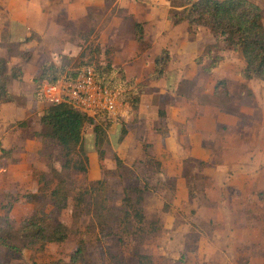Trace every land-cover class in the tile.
<instances>
[{"label": "rangeland", "instance_id": "374dc122", "mask_svg": "<svg viewBox=\"0 0 264 264\" xmlns=\"http://www.w3.org/2000/svg\"><path fill=\"white\" fill-rule=\"evenodd\" d=\"M115 1L90 0L83 5V0H43L41 13L38 5L29 6L27 45L32 56L25 68L26 78L19 85L12 82L8 86L13 100L0 107L1 235L18 247L12 251L0 244V264H71L70 255L79 245L84 248L85 264H264V81L253 78L227 84L223 79L225 84L210 96L211 81L183 79L177 86L175 71L169 73L167 67L162 76L153 79L151 72L145 73L139 66L166 49L163 41L155 37L154 24L153 36L146 25L145 41H133V15ZM167 5L171 9V0ZM12 7L18 11L20 4ZM43 13L46 21L41 20ZM0 27L1 44L15 53L22 29L15 22L5 26L3 20ZM211 44L196 55V64L208 66L214 56L224 55L223 59L231 57L230 63L239 67L240 55L221 42ZM207 50L211 51L208 55ZM64 56L71 59L69 70L80 68L79 75L91 68H84L86 65H103L109 60L115 71L121 69L125 79H131L122 86L123 97L117 96L114 114L73 101L94 119L82 132L87 155L84 172L64 169L60 148L43 137L39 118L49 100L43 85L35 87L31 81L42 63L60 64ZM79 75L57 84L63 86ZM165 77L166 83L162 81ZM173 94L213 105L232 117L241 114L252 125L246 132L249 139H239L242 134L234 127L224 126L225 133L216 135L213 160H186L181 173L188 196H178L177 205L175 178L167 176L164 158H159L157 142L150 134L166 136L167 108ZM150 101L153 109L146 107ZM19 121L23 124L17 125ZM239 122L235 118L233 124ZM94 124L105 129L101 157L95 146ZM223 160L229 162L219 167ZM41 173L51 180L44 190H39ZM58 178L64 180L68 198L56 213L50 191ZM37 210L50 212L65 224L68 237L43 248L29 243L17 229ZM170 242L174 245L165 258L161 247L165 249Z\"/></svg>", "mask_w": 264, "mask_h": 264}, {"label": "trees", "instance_id": "16d2710c", "mask_svg": "<svg viewBox=\"0 0 264 264\" xmlns=\"http://www.w3.org/2000/svg\"><path fill=\"white\" fill-rule=\"evenodd\" d=\"M263 9L254 0H171V9L168 17L174 24L187 23L189 27L202 26L214 37L215 42L223 43L224 47L240 55L243 59L244 67L239 72L243 79L258 78L264 81V23ZM134 40L142 43L144 40V30L141 22L133 23ZM29 37H24L17 41L15 53L7 48L9 57L11 55L27 61L31 57V51L21 50L18 46L29 41ZM214 43L210 46L213 47ZM211 51L207 50V55ZM60 64L44 62L40 65L39 71L32 77L35 87L43 84H55L63 79L74 80L79 75V69L69 70L71 59L63 57ZM224 58L214 56L208 66H203L202 71L208 73L212 68ZM170 54L167 49H161L160 53L153 59V68L150 71L153 79H157L165 73ZM91 67L95 82L102 88H107L118 92V98L123 97L122 86L130 84V80L125 79L121 69L115 71L109 60L101 65ZM22 65L10 64L9 59L0 57V103H9L13 100L8 91V86L13 80H20L22 77ZM223 79H218L214 86V92H218L220 85H224ZM135 106L138 97L133 98ZM40 125L44 133L43 137L47 143H52L59 147L64 157L63 168L74 169L76 171H86L87 155L82 148V132L86 124H93L91 115L76 108L70 101L49 102L42 110L39 118ZM22 125L23 121L16 122ZM95 146L100 157L103 150L100 146L105 139L104 127L94 124ZM168 133V132H167ZM166 133V134H167ZM117 162L120 163L118 158ZM201 163V162H200ZM56 175V174H55ZM57 176V175H56ZM59 176V175H58ZM57 176V177H58ZM39 190H44L48 181L45 174H39ZM64 180L58 178L54 187L50 191L52 207L56 213L60 212L67 202V195L63 191ZM138 214V213H137ZM138 218L141 215L138 214ZM32 245L39 244L43 248L51 242H62L68 237V229L65 224L58 221L50 212L34 211L26 217L17 229ZM3 228L0 226V244H4L7 249L17 251L18 247L6 240L3 235ZM21 250V249H20ZM84 248L82 245L76 247L70 255L71 264H85L83 262Z\"/></svg>", "mask_w": 264, "mask_h": 264}, {"label": "crops", "instance_id": "0c3cea01", "mask_svg": "<svg viewBox=\"0 0 264 264\" xmlns=\"http://www.w3.org/2000/svg\"><path fill=\"white\" fill-rule=\"evenodd\" d=\"M90 0H83V5H86ZM256 1L264 12V2L260 0ZM36 2V3H35ZM43 0H0V21L3 20L6 24L8 23H17L22 29L21 35L18 36V40L28 37L30 14L29 6L38 5L37 11L41 13L39 8V3H42ZM20 4V9L15 11L12 7V4ZM34 3V4H33ZM118 6L125 7L128 10V13H131L133 16L132 27H131V36L133 37V23L134 21L141 22L144 30V40L148 25V29L151 30L153 36V24L157 30L155 37L162 39V46L169 50L171 60L167 65V71L170 73L171 70L175 71V85H179V82L183 79H197L196 82H200L207 79L213 84L211 92H207L212 96L214 90L215 82L218 79H224L228 84L229 81L233 80L236 83H246L247 80L243 79L239 72L244 66V62L239 60V67H235L230 63V58L227 57L222 59L219 64L212 68L207 74L202 71V66L196 64L194 58L196 55H199L204 47L208 44H211L215 41L214 37L202 26H198L197 29L194 27H189L185 22L174 24L171 19H169V9L170 6L167 5V0H116ZM125 4H127L125 6ZM2 6V7H1ZM34 7V6H33ZM136 7L139 8V11L136 10ZM46 21V14L43 13L41 18L42 21ZM263 23H264V14H263ZM25 27V29L23 28ZM45 27L40 28L43 32ZM166 31V34H163ZM194 31L195 33H192ZM10 35L13 34L10 30L8 32ZM163 34V35H162ZM0 40H1V27H0ZM135 41V40H133ZM136 43H139L136 41ZM29 43L23 42L18 48L21 50H29L31 48L27 45ZM32 53V51H31ZM159 53L158 51L156 54ZM32 56V54H31ZM0 57H5L9 59V65L11 64H21L22 65V77L20 80H13V84L19 85L24 82L25 77V68L28 64L27 61L19 58L18 56L11 55L7 47L1 44L0 42ZM14 58L16 61L11 62V59ZM153 58L148 61L141 62L139 68L140 70L148 73L153 67ZM237 58V57H235ZM232 67V69H231ZM39 71V68H38ZM36 72V74L38 73ZM141 74H138L140 78ZM28 77V76H27ZM33 77V76H32ZM31 77V78H32ZM162 79V78H161ZM32 81V79H31ZM166 83V77L162 79ZM177 87L173 88L176 91ZM172 101L167 108V116L169 123L167 124L168 133L165 137L161 138L160 135L152 131L150 134L152 137H155L157 142V153H160L159 158L162 160L163 166L166 168V174L168 177H174L176 182V194L185 198L188 196L187 186L185 182V176L181 173L183 171V165L186 160L192 162H201L206 160H213L216 152L217 143L216 135L220 132H224L223 127L227 126L234 127L237 134H242L239 136V139L246 138L249 139L246 135L248 127H252L251 123H247L241 116L234 115L233 117L220 109L216 108L213 105H200L195 99L191 100L190 98L182 95H172ZM153 98V95L151 96ZM10 103V102H9ZM8 103H0V107L7 105ZM153 109L152 102L150 101L146 107ZM148 110L145 111V113ZM151 112V111H150ZM144 116V115H143ZM246 117V116H245ZM144 118V117H143ZM235 118L240 120L238 124L235 122ZM145 122L141 123L144 124ZM154 132V135H153ZM229 134L228 132H226ZM157 137L158 140H157ZM228 137H225L227 140ZM153 141V140H152ZM215 142V144H214ZM214 144V146H213ZM244 148L247 146L246 143L241 144ZM248 150V148H246ZM228 160H223L219 163V167H223ZM180 202L174 200V203ZM174 204V205H175ZM168 227V226H167ZM174 240V239H173ZM173 242V241H172ZM170 242L167 244L166 248L161 247V254L167 257L169 253L170 246H173L174 243Z\"/></svg>", "mask_w": 264, "mask_h": 264}, {"label": "built area", "instance_id": "2783aa9c", "mask_svg": "<svg viewBox=\"0 0 264 264\" xmlns=\"http://www.w3.org/2000/svg\"><path fill=\"white\" fill-rule=\"evenodd\" d=\"M80 75L79 79L65 82L63 86H59L57 83L43 84L42 92L44 96L49 102L67 100L73 103L74 101L81 103V106L89 107L93 105L96 108L114 114L118 92L99 86L94 80L91 68H87ZM88 101H92V104H88ZM74 106L78 108L77 105L74 104Z\"/></svg>", "mask_w": 264, "mask_h": 264}]
</instances>
